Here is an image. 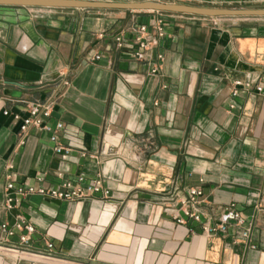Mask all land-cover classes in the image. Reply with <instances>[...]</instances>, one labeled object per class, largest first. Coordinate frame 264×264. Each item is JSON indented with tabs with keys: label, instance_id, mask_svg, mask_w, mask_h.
I'll use <instances>...</instances> for the list:
<instances>
[{
	"label": "crops",
	"instance_id": "0c3cea01",
	"mask_svg": "<svg viewBox=\"0 0 264 264\" xmlns=\"http://www.w3.org/2000/svg\"><path fill=\"white\" fill-rule=\"evenodd\" d=\"M161 15L167 33L151 60L117 46L116 32ZM0 80V264H264V15L0 5ZM35 102L52 104L72 154L57 153L41 128L20 130L14 113ZM39 174L46 186L99 176L110 193L35 192L8 208L7 182L38 184ZM194 185L205 220L218 223L233 202L249 238L179 222ZM21 215L35 225L29 247L51 240L52 255L10 249L21 230L6 236L2 224Z\"/></svg>",
	"mask_w": 264,
	"mask_h": 264
},
{
	"label": "built area",
	"instance_id": "2783aa9c",
	"mask_svg": "<svg viewBox=\"0 0 264 264\" xmlns=\"http://www.w3.org/2000/svg\"><path fill=\"white\" fill-rule=\"evenodd\" d=\"M126 30V31H125ZM125 30L115 33V39L117 46L122 49H128L133 56L139 59H152V49L158 43L161 37L166 35L165 19L161 15L151 22H140L135 25L128 26ZM106 31L99 32V36H104ZM130 32L131 35H128ZM96 58L100 57V54L95 55ZM159 58H163L162 52L158 54ZM152 72L158 71V65L152 66ZM68 83V81H66ZM235 87L232 90L233 95H237L239 92V86L243 84L241 79L234 81ZM258 90H262V85L257 86ZM234 104H232L233 106ZM6 114L9 110L4 111ZM53 113V106L47 102H35L28 108V113L21 115L18 112L14 113L16 119H20V130L25 133L31 126H35L47 131L50 135V139L54 142V149L57 153L63 156H69L72 154L73 148L63 144L59 138L60 132L64 127L62 120L51 122L50 118ZM24 141V139L22 140ZM82 155H86V151L81 152ZM38 184H23L16 183L13 180L7 182V196L6 205L8 208H14L20 204L21 197H24L30 193H41L50 197L59 199H76L89 197L91 194L104 189L105 195L110 193L108 188H104L101 177H87L84 174H80L76 179H65L61 182L60 186H46L43 184V176L37 175ZM204 193L203 187L191 186L188 190V195L182 200L183 203V215L178 214L177 220L181 223L186 221V217L193 218L197 222L201 223L204 231L210 233H226L231 228H239L238 236L240 239H248L250 236V228L244 226V218L235 207V203H230L224 213L221 215V219L218 223H211L203 218L202 212L194 207L196 202L199 201V197ZM2 229L6 236L13 235L17 230H21L19 235V245L9 246L12 251L18 252V254H28L30 256L38 257L45 255H52L54 243L51 240H47L46 250L34 249L29 247L30 235L35 231V225L27 221L24 216L14 223L4 222Z\"/></svg>",
	"mask_w": 264,
	"mask_h": 264
},
{
	"label": "water",
	"instance_id": "95a60500",
	"mask_svg": "<svg viewBox=\"0 0 264 264\" xmlns=\"http://www.w3.org/2000/svg\"><path fill=\"white\" fill-rule=\"evenodd\" d=\"M0 5H23L50 8L158 10L209 16L264 15V7H218L162 0H0Z\"/></svg>",
	"mask_w": 264,
	"mask_h": 264
},
{
	"label": "rangeland",
	"instance_id": "374dc122",
	"mask_svg": "<svg viewBox=\"0 0 264 264\" xmlns=\"http://www.w3.org/2000/svg\"><path fill=\"white\" fill-rule=\"evenodd\" d=\"M35 8H38V7H35ZM68 9L71 10L72 8H65V10H68ZM112 11H115V10H112Z\"/></svg>",
	"mask_w": 264,
	"mask_h": 264
}]
</instances>
